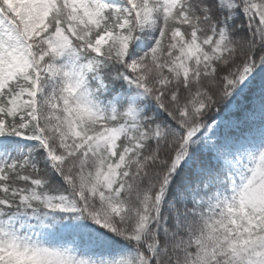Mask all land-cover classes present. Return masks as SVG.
I'll return each mask as SVG.
<instances>
[{
  "label": "snow or ice",
  "instance_id": "snow-or-ice-1",
  "mask_svg": "<svg viewBox=\"0 0 264 264\" xmlns=\"http://www.w3.org/2000/svg\"><path fill=\"white\" fill-rule=\"evenodd\" d=\"M0 264H264V0H0Z\"/></svg>",
  "mask_w": 264,
  "mask_h": 264
}]
</instances>
